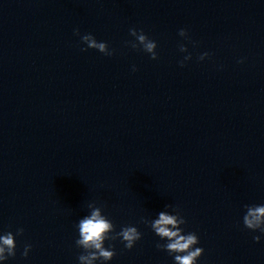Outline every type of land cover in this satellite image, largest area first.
<instances>
[{
	"label": "clouds",
	"instance_id": "1",
	"mask_svg": "<svg viewBox=\"0 0 264 264\" xmlns=\"http://www.w3.org/2000/svg\"><path fill=\"white\" fill-rule=\"evenodd\" d=\"M74 34L80 36L81 42L87 49H96L106 56H112L113 50H110L106 42H98L96 38L87 33L81 36L79 29L74 30ZM129 34L135 38V41L126 42L133 49L142 48V50L150 54L151 59L158 58L156 48L157 44L151 40L143 30L137 31L135 28L129 29ZM179 35L188 38V33L185 29L179 30ZM181 52H187L186 45H179ZM209 53L205 52L200 55L199 59L204 60ZM191 55L184 57L180 62L181 67L184 66V61L190 60ZM243 63V60L239 61ZM137 69L133 66V71ZM166 208L170 205H166ZM245 215L243 216L244 226L255 232L259 230L264 234V205H245ZM90 214L81 218L76 225L79 238L75 241L76 246L84 251L78 256L79 264H95L96 261L107 262L113 259L116 252L110 246L105 247V241L120 239L124 243V247L131 250L137 241L142 238V233L136 226H123L119 232L115 231L114 224L103 214L102 208L93 203L88 205ZM175 214H170L168 211H160L157 218L153 220H142V223L147 224L160 240L167 241L164 244L157 243L156 248L166 251L174 257V264H197V260L204 253L201 247H195L199 244V237L195 232L184 233L182 225L186 224L185 218L181 215L178 208L173 209ZM23 228H18L16 235H23ZM260 236H254L253 240L259 242ZM31 245L27 244L24 247L22 255L27 257ZM16 255V240L12 232H4L0 234V261L7 260L9 257Z\"/></svg>",
	"mask_w": 264,
	"mask_h": 264
}]
</instances>
